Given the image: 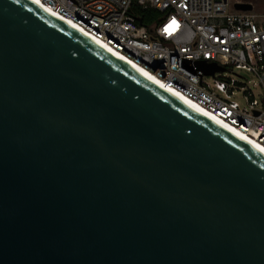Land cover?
Listing matches in <instances>:
<instances>
[{"label": "water", "instance_id": "95a60500", "mask_svg": "<svg viewBox=\"0 0 264 264\" xmlns=\"http://www.w3.org/2000/svg\"><path fill=\"white\" fill-rule=\"evenodd\" d=\"M0 264H264V154L33 1L0 0Z\"/></svg>", "mask_w": 264, "mask_h": 264}, {"label": "built area", "instance_id": "2783aa9c", "mask_svg": "<svg viewBox=\"0 0 264 264\" xmlns=\"http://www.w3.org/2000/svg\"><path fill=\"white\" fill-rule=\"evenodd\" d=\"M37 1L264 146V10L229 0ZM139 8L163 15L148 27ZM214 65L223 70L208 73Z\"/></svg>", "mask_w": 264, "mask_h": 264}, {"label": "bare ground", "instance_id": "6f19581e", "mask_svg": "<svg viewBox=\"0 0 264 264\" xmlns=\"http://www.w3.org/2000/svg\"><path fill=\"white\" fill-rule=\"evenodd\" d=\"M34 3L38 4L39 6H41L42 8L44 7L43 5H41L37 0H31ZM44 9L47 10V8L44 7ZM50 13L56 15L57 17L61 18L60 16H58L57 14L51 12L50 10H47ZM63 19V18H61ZM64 21H66L68 24L72 25L73 27H75L77 30H79L81 33H83L84 35H86L88 38H90L92 41L96 42L97 44L101 45L103 48H105L106 50L110 51L112 54H114L115 56L119 57L121 60H123L124 62H126L128 65L132 66L134 69H136L137 71H139L140 73H142L144 76H146L147 78H149L150 80H152L154 83L158 84L159 86L163 87L160 82H158L151 74H149L146 70H144L142 67L138 66L137 64L131 62L130 60H128L127 58H124L122 55L118 54L117 52L111 50L110 48H108L107 46H104V44H102L99 40H97L94 36L90 35L89 33L85 32L84 30H82L81 28L77 27L75 24H73L70 21H67L65 19H63ZM164 89H166L167 91H169L170 93L176 95L178 98H180L182 101H184L187 105H189L190 107H192L193 109H195L196 111L200 112L201 114L205 115L206 117L212 119L213 121H215L216 123H218L219 125L223 126L224 128L228 129L229 131H231L232 133H234L235 135L241 137L242 139H244L245 141H247L249 144H251L253 147H255L257 150H259L261 153L264 154V146L259 144L254 138L246 135L245 133L235 129L234 127H232L231 125H229L228 123L224 122L223 120L219 119L218 117L212 115L210 112H208L206 109H204L203 107H201L200 105H198L196 102H194L193 100H191L190 98H188L187 96L181 94V93H177L171 89H167L165 87H163Z\"/></svg>", "mask_w": 264, "mask_h": 264}, {"label": "trees", "instance_id": "16d2710c", "mask_svg": "<svg viewBox=\"0 0 264 264\" xmlns=\"http://www.w3.org/2000/svg\"><path fill=\"white\" fill-rule=\"evenodd\" d=\"M162 15L163 14L159 10L153 8H139L135 16L142 25L150 27L158 23Z\"/></svg>", "mask_w": 264, "mask_h": 264}, {"label": "rangeland", "instance_id": "374dc122", "mask_svg": "<svg viewBox=\"0 0 264 264\" xmlns=\"http://www.w3.org/2000/svg\"><path fill=\"white\" fill-rule=\"evenodd\" d=\"M238 1L251 2L254 5V10L257 12H261L264 10V0H229L230 3H234ZM243 75L247 78H250V76L246 73H244ZM237 99L241 101L240 97H238Z\"/></svg>", "mask_w": 264, "mask_h": 264}]
</instances>
